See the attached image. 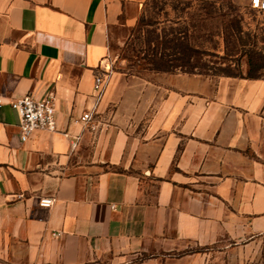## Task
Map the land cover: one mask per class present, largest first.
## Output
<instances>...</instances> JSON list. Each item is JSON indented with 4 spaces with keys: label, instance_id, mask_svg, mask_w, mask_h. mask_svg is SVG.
<instances>
[{
    "label": "crops",
    "instance_id": "0c3cea01",
    "mask_svg": "<svg viewBox=\"0 0 264 264\" xmlns=\"http://www.w3.org/2000/svg\"><path fill=\"white\" fill-rule=\"evenodd\" d=\"M146 1L0 0V264L264 262V77L180 72L148 95L113 74L97 129L79 120ZM28 93L55 95L57 130L23 141Z\"/></svg>",
    "mask_w": 264,
    "mask_h": 264
},
{
    "label": "rangeland",
    "instance_id": "374dc122",
    "mask_svg": "<svg viewBox=\"0 0 264 264\" xmlns=\"http://www.w3.org/2000/svg\"><path fill=\"white\" fill-rule=\"evenodd\" d=\"M170 32L180 37L175 43L181 49L188 40L199 50L191 59L197 75L248 76L253 67L264 77V11L251 8L247 0H147L137 24L110 40L108 81L117 74L133 84L137 94L151 95L157 86L168 87L171 75L181 71L148 69L144 56L151 52L148 38L157 36L160 42Z\"/></svg>",
    "mask_w": 264,
    "mask_h": 264
},
{
    "label": "built area",
    "instance_id": "2783aa9c",
    "mask_svg": "<svg viewBox=\"0 0 264 264\" xmlns=\"http://www.w3.org/2000/svg\"><path fill=\"white\" fill-rule=\"evenodd\" d=\"M250 7L264 11V0H250ZM108 84V73L100 72L95 75L94 91L96 97V106L84 112L79 120L85 129L96 130L98 122L96 115L99 114L98 106L105 93ZM0 95V106L3 104ZM11 106L18 112L20 116V136L23 141L28 140L36 130H57L56 119V102L55 95L49 93L42 98H36L31 93H28L20 98L11 101ZM79 143V136L72 141V148L75 149ZM55 196H45L40 198L39 204L43 207H51L55 202Z\"/></svg>",
    "mask_w": 264,
    "mask_h": 264
},
{
    "label": "trees",
    "instance_id": "16d2710c",
    "mask_svg": "<svg viewBox=\"0 0 264 264\" xmlns=\"http://www.w3.org/2000/svg\"><path fill=\"white\" fill-rule=\"evenodd\" d=\"M172 34V35H171ZM171 35V37H169ZM180 37L173 36V32L165 33L164 38L159 42L157 36H153L147 39V44L149 45L148 55H145L147 68L151 70L159 71H169V72H187L195 73V66L191 63L194 55H197L199 50L190 44L186 40L185 48L181 49L179 44L176 43ZM175 41H177L175 43ZM184 44L180 45L183 46ZM153 45V46H152ZM177 46V47H176ZM178 48V49H177ZM178 61V62H177ZM256 69L251 67L249 69L248 76L239 77H249V78H260L262 76L255 74ZM225 76H238L228 72L224 74Z\"/></svg>",
    "mask_w": 264,
    "mask_h": 264
}]
</instances>
